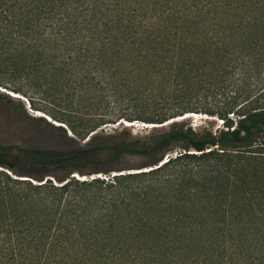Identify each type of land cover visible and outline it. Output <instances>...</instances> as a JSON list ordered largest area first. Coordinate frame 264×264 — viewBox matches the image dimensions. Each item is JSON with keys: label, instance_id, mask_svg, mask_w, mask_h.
<instances>
[{"label": "trees", "instance_id": "trees-1", "mask_svg": "<svg viewBox=\"0 0 264 264\" xmlns=\"http://www.w3.org/2000/svg\"><path fill=\"white\" fill-rule=\"evenodd\" d=\"M0 85L98 103L50 113L60 150L0 144V264H264V0H0Z\"/></svg>", "mask_w": 264, "mask_h": 264}, {"label": "rangeland", "instance_id": "rangeland-1", "mask_svg": "<svg viewBox=\"0 0 264 264\" xmlns=\"http://www.w3.org/2000/svg\"><path fill=\"white\" fill-rule=\"evenodd\" d=\"M34 89H36L35 94L31 95L34 99L46 97L45 93L51 94V98L41 100L33 108L26 97L15 94L5 85H0V144L32 149L60 150L64 148L66 138L58 128L66 130V127L59 119H53L50 113L60 117L65 108L68 110L79 108L86 111L98 103L90 99L92 93L84 94L87 93L86 91L76 96L73 106L67 107L69 102L64 101L57 105L53 100L55 97L62 98L59 88L49 89L48 86L43 85L36 86ZM105 105L106 103L103 102L102 106ZM182 117V119H175L174 122H183L198 133L204 131L214 133L222 126L221 120L204 114L189 113ZM168 126L169 124H145L136 120L128 122L125 119H120L114 124L103 125L100 129L108 133H113L115 129H126L135 137H145L149 133L166 130ZM66 133L70 136L68 131ZM145 162L146 158L142 156H126L114 163L112 168L121 169L126 173L135 172V169L141 167ZM104 176L107 175H102V177Z\"/></svg>", "mask_w": 264, "mask_h": 264}, {"label": "bare ground", "instance_id": "bare-ground-1", "mask_svg": "<svg viewBox=\"0 0 264 264\" xmlns=\"http://www.w3.org/2000/svg\"><path fill=\"white\" fill-rule=\"evenodd\" d=\"M183 117H180V118H177V119H182ZM128 124H131V123H128Z\"/></svg>", "mask_w": 264, "mask_h": 264}]
</instances>
